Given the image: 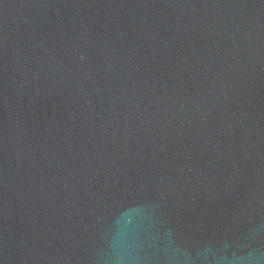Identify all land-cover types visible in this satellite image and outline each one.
Here are the masks:
<instances>
[{
    "label": "water",
    "instance_id": "1",
    "mask_svg": "<svg viewBox=\"0 0 264 264\" xmlns=\"http://www.w3.org/2000/svg\"><path fill=\"white\" fill-rule=\"evenodd\" d=\"M0 264H264V0H0Z\"/></svg>",
    "mask_w": 264,
    "mask_h": 264
}]
</instances>
